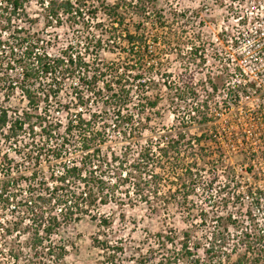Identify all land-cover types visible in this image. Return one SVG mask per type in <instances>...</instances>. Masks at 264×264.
I'll return each instance as SVG.
<instances>
[{
	"label": "trees",
	"instance_id": "trees-1",
	"mask_svg": "<svg viewBox=\"0 0 264 264\" xmlns=\"http://www.w3.org/2000/svg\"><path fill=\"white\" fill-rule=\"evenodd\" d=\"M39 1L46 11L47 28L80 26L88 29L89 19L85 16L89 14L97 17L101 14L112 25L104 31L101 29L102 24H98L97 30L102 37L107 34L109 39L116 40L123 36L129 46L143 41L139 36V28L137 36L131 35L124 28L127 17L136 16L144 20L145 16L155 12L163 27L160 20L162 12L157 11L156 4L150 0H117L115 3H109L108 0ZM26 2L0 0V94L10 99L19 93L28 107L22 111V116L11 119L7 130L8 112L0 111L3 142H15L18 145L22 137H32L30 144L20 147L29 150L28 157L34 159V165L37 166L43 156L53 161H62L76 135L80 139V159L65 164L57 173H51L49 186L43 180L38 182V172L35 170L30 178L15 175L12 161L8 160L7 155L2 156L3 168L7 169L4 176L0 177V207L13 213L15 223L2 224L0 235L6 237L15 233L20 243L14 248L9 246V258L7 261L0 259V264H64L69 244L58 240L59 236L62 230L86 217H91L99 230L92 239V246L99 254L98 264H264V232L245 227V220L239 213L228 211L232 198L203 197L200 205L194 201L193 191L198 182H204L201 172L210 161L204 150L200 149L196 157L188 154L179 159L177 151L180 142L173 139L168 140L163 147L159 148L160 144L157 147L161 151L162 162H156L157 154L151 143L140 149L135 160H129L125 151L120 155L114 152L103 153L108 141L107 123L111 110L114 112V130L123 139L127 138L126 128L133 121L130 114L124 112L130 103L129 79L140 81L143 74L132 66L137 71L130 78L131 71L125 68L116 82L111 84L104 81L103 88H98L100 77H105L102 72L104 67L102 69L98 65L100 68L90 74L86 59L75 53L72 47L51 57L45 48H41L40 40L31 31L12 25L13 20L21 19ZM88 3L92 4L90 11ZM90 37L92 40L88 42ZM87 42L88 49L94 45L96 54L93 59L97 62L103 38L89 34ZM143 53L144 50L130 52L129 55L134 61L137 59L136 63L140 65ZM184 70L185 73L190 72L187 66ZM16 71H20V74L14 80L12 74ZM76 77L80 86L84 85L85 88L77 89L74 103L62 105L59 101L66 80ZM181 83V87L171 89L173 105L178 106L177 102L191 99L192 75ZM85 92L91 96H102L105 108H102L99 115L90 114L87 120L82 112H78L74 118H67L66 124L52 118L49 107L54 104L58 106L59 114L67 116L74 104L79 109L89 107L90 98L85 96ZM151 105L156 107L157 103ZM32 119L36 120L35 124ZM97 125L98 130L95 129ZM36 127L39 134L35 132ZM202 139L204 136L196 140V143L200 144ZM181 140H185V137L180 136ZM191 143L190 139L187 145ZM191 159H194L195 164ZM156 166L161 173L155 171ZM114 173L116 176H113L115 180L112 186L106 187L112 183L106 176ZM165 175L172 177L173 181L168 180L171 189L161 193L162 183L167 181L163 180ZM126 185L128 190L133 189L136 202L146 205L152 216H158L161 207L165 210L166 218L170 217L171 210H175L173 214L180 219L182 229L163 224L158 231L148 230L143 240L136 244H127L123 238L114 236L113 221L102 216L99 207L109 203L119 205V200L123 203L115 189ZM24 186L27 190L20 198L18 194ZM131 195L130 191L126 192L130 201ZM218 201L225 210L222 215L215 211ZM254 201L260 204V199ZM245 215L247 221L254 222L251 212L247 211ZM25 223V227L22 226ZM204 231L207 233L205 238L197 236ZM22 235L27 236L24 243L21 241ZM25 253L28 255L24 256Z\"/></svg>",
	"mask_w": 264,
	"mask_h": 264
},
{
	"label": "rangeland",
	"instance_id": "rangeland-1",
	"mask_svg": "<svg viewBox=\"0 0 264 264\" xmlns=\"http://www.w3.org/2000/svg\"><path fill=\"white\" fill-rule=\"evenodd\" d=\"M150 1L156 4L157 11L162 12V19L160 20L163 23V27L160 25L159 17L155 12L145 16L144 20L136 16L127 17L124 28L128 29L131 35H136L137 28H139L141 34L139 36H141L140 38L143 41L137 42L133 46H129L123 36L118 37L116 40L112 38L109 39L107 34L102 37L101 32L97 30L98 24H102L103 28L101 29H104V31L112 25L109 21L105 20L101 14L95 17L87 13L91 10V3H88L89 11H86L88 15L85 16L86 19H89L87 23L88 29L80 26L70 28L67 26L61 28L52 26L47 28L46 11L39 0H27L24 13H22L23 16L21 15L20 20H13L12 25L15 27H23L25 30L31 31L30 33L40 40L41 48H45L51 57H56L67 47H72L75 53L77 52L86 59L90 67V74L95 69L100 68L99 66H102V69L104 67L102 72L105 73V77H100L98 88H103L104 81L111 84L116 82L121 71L125 68L130 69L132 74L130 78L135 76L137 69L138 72L143 74L140 81H132L133 78L129 79L130 103L124 112L130 114L133 124L126 128L128 136L126 139H123L122 136L118 134L117 130H114V112L111 110L107 123L108 141L103 148L104 154L114 152L120 155L125 151L129 155V160H135L140 149L146 147L148 143H151L153 150L157 154L156 162H162L159 148H161L163 144L165 145L168 140L175 139L180 142L177 151L179 152V159L185 158L188 154L196 157L202 147L196 142H193V144L191 143V145H187V143L190 139L191 142L194 139L191 134L197 135L201 133L204 128L198 124L191 132V99L189 101L177 102L178 106L173 105L171 99L173 92H171V89L179 88V86L181 87V82L191 77V63L194 61V58L191 57V38L201 31V28L204 26V21L210 22L225 14H232L233 9L231 8L228 10V8H224L223 6L213 4V0ZM108 2L115 3L117 0H108ZM198 22H201L200 26ZM89 34L103 38L102 49L98 53L97 62H94L93 59L96 54L94 45H90V49L87 48L88 42L92 40V37H90L87 42ZM145 49L147 51L146 53ZM143 50V59L140 61L139 65L136 63L137 59L134 61V58L129 54L130 52L137 53ZM132 66L137 67V69H132ZM185 66L190 69V72L185 73ZM108 68L111 69L109 70ZM106 69L108 71H105ZM19 74L20 71L14 72L12 74L13 79H18ZM166 76L170 77L167 78ZM71 78H67L66 86L60 95L59 103L62 105L74 103L77 89L82 90L85 88L84 85L80 86L77 77L75 79ZM103 95L105 97V92H103ZM85 96L90 98V103L87 108L81 107L83 111L74 104L69 116H67L62 113L59 114L58 106L54 104L52 107H49L51 112L50 115L53 119L63 122L62 124H66L67 118H69V120L72 117L74 118L78 112H82L87 120H89L90 114L96 113L99 115L102 108H105L102 105V96H91L90 93L86 92ZM5 97V95L0 94V111H7L11 119L22 116V111L28 109L27 102L19 93L11 96L10 99H6ZM153 103H157V106L152 107L151 104ZM43 106L44 105H42V107ZM32 122L35 124L36 120L32 119ZM98 126L99 125L95 127L96 130H98ZM35 132L39 134V129L37 127ZM180 136L185 137V140L180 141ZM21 139L22 141L18 145L15 142L4 143L0 133L1 178L4 176L7 169L6 167L3 168L2 165L1 159L4 155H7L8 160L12 161L15 175L30 178V174L35 170L38 172V182L43 180V183H48L49 186V177L51 173H57L65 164L76 162L80 159V139L76 135L72 138V145L68 150L67 156L62 161H53L49 157L43 156L37 166L34 165V159H29V150L20 147H26L27 144H30L32 137H22ZM158 146L159 148H157ZM15 152H18V154ZM207 155L208 157L210 156L209 152ZM193 160L194 159H191V161ZM208 161L209 165H207L202 172H205L208 168L209 173L214 175L212 171L220 169V164H218V166L212 164L213 161L209 158ZM154 169L158 174L161 173L158 166L154 167ZM228 170L227 176H230L232 170L231 168H228ZM206 175L207 174L204 173L202 177ZM113 176H116L115 173L112 176L107 175L106 178L112 182L115 180ZM163 180L167 181L162 183L160 192L167 193L171 189V184L168 180L173 181V178L165 175ZM112 184L113 182L108 183L106 187H111ZM226 184L228 186L226 182H198L193 191V199L197 205H200L203 197L232 198L233 191L230 190V184V188L227 187L223 189ZM208 185L213 189V193L208 190ZM26 190V186L22 187L18 194L20 198L24 196ZM215 190L217 193L214 192ZM115 191L117 192V196L123 200V203L120 200L117 201L122 205L109 203L106 206H100L99 210L102 216L108 217L113 221L112 230L113 233H115L114 236L123 238L127 244L131 242L135 244L141 242L148 230L153 232L158 231L163 227V224L175 227L179 230L182 229L183 225L180 219L173 214L175 210H171L170 217L166 218L164 217L165 210L161 207L158 216H152L146 205L136 202L135 195L132 192L133 189L128 190V186L126 185L115 189ZM129 191L132 193L131 201L128 196H126V192ZM250 207V201L247 199H233V201L230 202L228 211L239 213V216L245 220V227L257 228L259 231L261 230L264 232V202L263 208H261L259 212L255 210V214L252 213V217L254 218L253 223L245 219V214ZM215 211L219 215L225 213L224 207L219 201ZM12 214L0 207V227L2 224H9L10 222L12 224L15 223V218ZM122 216H124V222ZM25 225L26 223L22 226L25 227ZM119 231H121V233H116ZM98 232L97 223L93 221L91 217H86L79 223L71 225L68 229L62 230L58 240L61 239L69 244L68 256L64 264H98L99 254L92 246V239ZM206 235L207 233L204 231L203 233H198L197 236L205 238ZM21 241L22 243L26 242L27 236L22 235ZM19 243L20 240L19 238L17 239L15 233L6 237L0 235V259L7 261V258H9L7 254L9 246L12 245L14 248V246H17ZM202 252L203 251H201V255ZM27 255L26 253L24 254V256ZM24 261L25 259L21 262Z\"/></svg>",
	"mask_w": 264,
	"mask_h": 264
},
{
	"label": "built area",
	"instance_id": "built-area-1",
	"mask_svg": "<svg viewBox=\"0 0 264 264\" xmlns=\"http://www.w3.org/2000/svg\"><path fill=\"white\" fill-rule=\"evenodd\" d=\"M213 4L233 13L204 21L191 38V132L198 124L204 128L191 134L192 144L204 136L201 149L221 167L214 175L208 168L202 172L204 182L228 183L223 189L230 184L232 199H247L248 211L259 212L264 202V0ZM10 121L8 114L6 130ZM208 190L213 193L210 185Z\"/></svg>",
	"mask_w": 264,
	"mask_h": 264
}]
</instances>
